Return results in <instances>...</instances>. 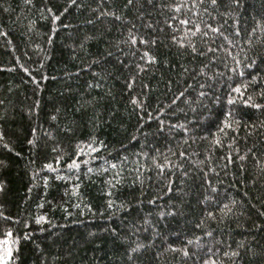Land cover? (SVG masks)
Segmentation results:
<instances>
[{
	"label": "trees",
	"instance_id": "obj_1",
	"mask_svg": "<svg viewBox=\"0 0 264 264\" xmlns=\"http://www.w3.org/2000/svg\"><path fill=\"white\" fill-rule=\"evenodd\" d=\"M0 264H264V0H0Z\"/></svg>",
	"mask_w": 264,
	"mask_h": 264
},
{
	"label": "snow or ice",
	"instance_id": "obj_2",
	"mask_svg": "<svg viewBox=\"0 0 264 264\" xmlns=\"http://www.w3.org/2000/svg\"><path fill=\"white\" fill-rule=\"evenodd\" d=\"M257 107H259V106L257 105Z\"/></svg>",
	"mask_w": 264,
	"mask_h": 264
}]
</instances>
